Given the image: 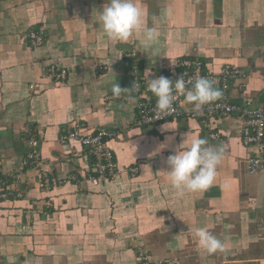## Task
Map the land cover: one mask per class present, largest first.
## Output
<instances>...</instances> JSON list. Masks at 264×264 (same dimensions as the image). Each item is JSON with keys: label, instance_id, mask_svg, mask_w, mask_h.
Here are the masks:
<instances>
[{"label": "crops", "instance_id": "0c3cea01", "mask_svg": "<svg viewBox=\"0 0 264 264\" xmlns=\"http://www.w3.org/2000/svg\"><path fill=\"white\" fill-rule=\"evenodd\" d=\"M104 3L0 0V178L12 190L0 198V264H139L140 252L151 264H264V188L260 173L247 172L243 117L195 111L183 97L194 116L141 124L135 105L155 96L131 88L135 76L146 81V71L173 81L167 65L199 59L215 73L225 65L240 70L220 89L225 100L261 105L264 0H137L141 29L123 42L98 22ZM145 26L157 32L147 48ZM31 31L41 33L39 45L30 43ZM51 65L66 70L64 80L49 74ZM117 83L128 89L118 98ZM73 124L117 130L108 142L115 178L89 179L96 175L91 151L59 139ZM29 133L40 136L42 166L61 183L40 187L38 166L24 161ZM193 137L224 152L207 191L179 195L166 159ZM197 228L221 239L224 250L198 251Z\"/></svg>", "mask_w": 264, "mask_h": 264}, {"label": "built area", "instance_id": "2783aa9c", "mask_svg": "<svg viewBox=\"0 0 264 264\" xmlns=\"http://www.w3.org/2000/svg\"><path fill=\"white\" fill-rule=\"evenodd\" d=\"M32 45H39L43 38L40 32L31 31L28 35ZM168 75L172 76L173 81L184 77L187 87H191L190 81L194 82L198 77H207L214 82V85L219 89L227 90L233 81L238 77L240 70L225 65L219 73H215L205 67V64L199 59L182 58L174 61L165 67ZM48 72L57 80H64L66 70L56 69L53 65L48 68ZM138 87H132L133 84ZM131 88L135 93L149 92L147 82L141 77L135 76L132 80ZM183 96L177 94L176 100L173 102L174 111L171 114L159 113L156 109V97H144L138 99L135 107L137 112V120L141 124H154L169 119H177L182 117L194 116V111L185 110L182 107ZM249 101L237 104L225 100L221 97L215 102L206 104L203 109L215 111L223 116L237 114L243 117V123L239 127L242 142L246 147L251 149V154L246 160L247 172L249 174L260 173L264 188V90L263 102L261 105L252 108L248 106ZM118 132L114 129H98L96 131L86 130L76 124H73L71 129L59 137L61 142L67 140H77L82 145L87 147L93 156L92 170L96 175H89V179L93 183H97L100 179L107 180L115 178L119 173L117 163L114 159L112 149L108 145L109 140L115 138ZM216 138V134H212ZM30 151L25 156V162L34 163L38 166V179L40 187L49 188L62 182L51 178L47 170L43 168L41 156L38 150L40 136L34 133L28 134L27 140ZM131 171H136V167L129 168ZM12 193V190L6 184V181L0 178V198H6ZM139 264H151L150 257L139 253ZM175 260L163 259L156 264H173Z\"/></svg>", "mask_w": 264, "mask_h": 264}, {"label": "clouds", "instance_id": "9594fccd", "mask_svg": "<svg viewBox=\"0 0 264 264\" xmlns=\"http://www.w3.org/2000/svg\"><path fill=\"white\" fill-rule=\"evenodd\" d=\"M99 24H102L104 33L115 41H127L133 32L140 31L144 13L137 0H105L99 10ZM145 48L157 38L154 27H144ZM148 90L157 98L156 109L162 114H171L174 111L173 102L177 94L183 96L186 103L193 105V110L200 111L202 106L217 101L222 97V91L214 86V82L207 77H198L190 81L188 88L183 76L172 81L164 76L149 78L151 71H146ZM132 87H138L135 83ZM127 88H122L119 83L112 86V94L119 97ZM168 129V128H164ZM172 140L173 137H167ZM178 145L174 154L167 157L169 166L168 179L170 187L179 195L187 192H204L213 184L217 167L221 162L224 152L223 146H210L208 140L202 137H193L185 143ZM163 145V147H161ZM160 148L165 145L161 144ZM193 238L198 242V251L209 255L223 251L224 242L205 228H197Z\"/></svg>", "mask_w": 264, "mask_h": 264}]
</instances>
